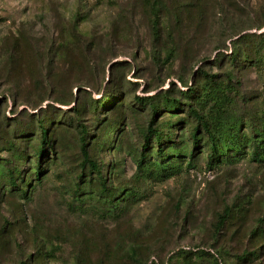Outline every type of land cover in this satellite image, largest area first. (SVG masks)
<instances>
[{"label":"rangeland","instance_id":"rangeland-1","mask_svg":"<svg viewBox=\"0 0 264 264\" xmlns=\"http://www.w3.org/2000/svg\"><path fill=\"white\" fill-rule=\"evenodd\" d=\"M262 58L264 0H0V160L23 129L30 178L0 177V264H214L198 249L264 264ZM194 85L214 126L235 123L236 150L211 160L202 133L189 155L193 118L159 107L180 155L162 161L152 139L140 163L150 108L136 96ZM40 123L51 148L35 180Z\"/></svg>","mask_w":264,"mask_h":264},{"label":"trees","instance_id":"trees-1","mask_svg":"<svg viewBox=\"0 0 264 264\" xmlns=\"http://www.w3.org/2000/svg\"><path fill=\"white\" fill-rule=\"evenodd\" d=\"M155 15L154 17H156ZM158 20L154 19L153 21V27H154V34L157 37L158 32ZM242 36V35H241ZM247 57V55H245ZM239 58L238 54L236 52H233L230 54L229 59L234 61ZM165 59H168V56L165 57ZM262 63L264 64V58H262ZM203 75H207L206 73L202 72ZM206 78H208L206 76ZM212 82V80H209ZM195 85L193 87L187 86L184 90L179 91L180 97H182L183 100L179 99H172L168 97L167 95L161 96L162 101L159 104L160 101H154V98L152 96L148 97H138L136 96V100L138 103L147 104L150 108V116L148 119L147 124L144 127V130L142 132V148L141 152L139 154V162L142 163L143 160H145L146 153L145 151L148 149L150 142L153 140H156V154L161 158L162 161H164V157H171L173 155H180L179 150L176 146H172L175 144V141L173 142L170 139L169 133H162L158 129V123L159 118L158 114L159 107H164L165 111L169 112L170 115L177 114L179 111H183L187 113L188 116L193 118V125L191 126L190 132L188 134L189 142L191 144L189 155L192 156L193 151L195 148H197L202 140L201 134L205 133V145L210 148V159H215L219 153L222 152V150L227 149L233 151L236 150L238 143H239V134L237 131V127L235 123H226V124H216L213 125L212 121L209 120V118L205 115L204 112L200 111L199 105V98L200 93L204 91V88L197 89V95L195 98L193 97V93L196 91ZM191 98V99H190ZM185 107V108H183ZM177 121V120H175ZM179 122V121H177ZM84 128H80L81 131H83ZM38 146H35V165H34V179L39 180L40 179V171H41V163L43 157L46 155V147L51 148L49 142H48V129L44 127L43 123L38 124ZM85 133H81L79 136L80 138V152L83 158L82 166L86 164V166L89 168L90 173H96V179L101 180L100 184L102 187H104V178L102 176V172L100 169V166L98 163L91 158V155L89 153L88 148H86L87 142L85 140ZM24 130H17L16 135L11 139H6L5 144L8 145V148H6L9 152V156L7 158H2L0 160V177L2 176L6 183L12 187L20 186L24 190V186L29 184L30 178H28V175L26 176L27 171L22 170L20 163H24L25 159L27 157V150L26 144L24 142ZM165 138V140H164ZM15 139V140H14ZM20 142H24V149H21L19 146ZM165 143V144H164ZM171 146V152H165L166 145ZM257 146V145H256ZM254 146L252 149V155L254 157H259L263 151V149L260 151L259 148ZM176 157V156H173ZM178 158V157H176ZM24 162H20V161ZM44 162V161H43ZM139 163V164H140ZM25 173V176L23 175ZM26 190V189H25ZM27 191V190H26ZM26 191L23 192V194H26ZM225 220L224 217H221L220 222H223ZM222 224V223H221ZM259 229V228H257ZM193 253H201L211 258V260L214 262V264H220L219 259L208 250H194ZM246 254V253H245ZM244 255V254H243ZM252 258L256 257L255 252H251L249 254ZM245 257V256H242ZM251 259V258H250Z\"/></svg>","mask_w":264,"mask_h":264}]
</instances>
